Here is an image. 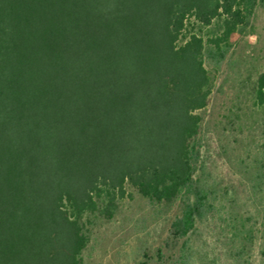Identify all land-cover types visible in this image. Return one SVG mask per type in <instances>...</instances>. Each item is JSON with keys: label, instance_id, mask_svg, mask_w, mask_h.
<instances>
[{"label": "trees", "instance_id": "1", "mask_svg": "<svg viewBox=\"0 0 264 264\" xmlns=\"http://www.w3.org/2000/svg\"><path fill=\"white\" fill-rule=\"evenodd\" d=\"M263 1L0 0V264H80L84 218L126 186L175 212L170 264H195L220 207L244 240L227 255L249 264L232 210L264 191V153L222 192L203 176V123L211 73ZM251 95L264 108V70ZM260 241L264 260V222Z\"/></svg>", "mask_w": 264, "mask_h": 264}, {"label": "rangeland", "instance_id": "2", "mask_svg": "<svg viewBox=\"0 0 264 264\" xmlns=\"http://www.w3.org/2000/svg\"><path fill=\"white\" fill-rule=\"evenodd\" d=\"M230 45L219 70L211 73L212 91L203 123V176H212L222 192L236 176H252L242 161L251 165L264 153V108H256L251 97L253 84L264 70V1L257 6L247 33L233 34ZM258 193L248 207L239 204L232 210L234 219H248L246 229L253 243L249 264H264L260 241L264 191ZM228 199L229 193L219 201ZM117 206L111 215L95 213L84 218L88 241L80 264H170L180 245L166 243L168 220L175 212L152 210L128 186ZM224 214L220 207L219 217L197 236L195 264H234L228 251L244 240L236 239V223Z\"/></svg>", "mask_w": 264, "mask_h": 264}]
</instances>
